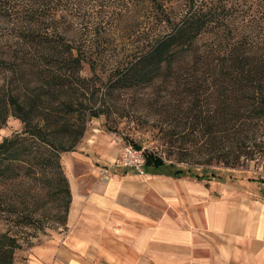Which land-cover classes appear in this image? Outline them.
I'll list each match as a JSON object with an SVG mask.
<instances>
[{"label":"trees","instance_id":"1","mask_svg":"<svg viewBox=\"0 0 264 264\" xmlns=\"http://www.w3.org/2000/svg\"><path fill=\"white\" fill-rule=\"evenodd\" d=\"M135 1L151 4L152 35L130 55L132 58L116 68L103 94L156 81L170 84L174 97L168 98L158 110L162 123L174 125L166 129L165 134L172 138L188 128L192 135L200 125L203 133L213 140L226 141L224 164L220 168L209 164L211 156L203 164L187 162L186 154L166 162L144 151L145 169L166 168L173 178L232 185L264 201L263 178L251 176L247 169L240 170L251 162H264V29L258 34L259 38L251 33L241 37L236 29L218 25L223 18L207 2L198 6L197 0H186L183 11L173 12L156 0ZM28 3V26L22 34L27 41L21 44L31 49V56H22L25 64L22 63L21 69L42 74L46 79L42 80L43 85L34 82L31 88L22 80L17 93L7 94L4 107L0 105L4 124L9 116L22 124L19 132L0 141V182L27 179L39 190L52 194L62 215L60 224L65 227L71 192L60 154L73 151L81 142L87 120L106 111L102 106L87 109L86 102L71 91L78 89L72 78L78 76L83 65L92 70L96 64L94 58L88 56L92 54L89 53L91 45L68 41L62 35L60 25L68 12L54 0H28ZM210 34L215 37L207 40ZM12 53L15 56L8 55L4 60L6 64L19 54L18 50ZM44 85L48 89L57 87L64 96L68 91L58 106L45 102L39 91ZM183 93L188 97L189 106L179 119L177 113L182 100L177 95ZM204 96L205 101L212 99L214 108L203 116L198 108ZM186 141L192 139L187 137L183 142ZM17 247L13 237L0 234V264H12V252Z\"/></svg>","mask_w":264,"mask_h":264},{"label":"rangeland","instance_id":"2","mask_svg":"<svg viewBox=\"0 0 264 264\" xmlns=\"http://www.w3.org/2000/svg\"><path fill=\"white\" fill-rule=\"evenodd\" d=\"M156 1L168 11L181 12L186 8V0ZM205 2L221 14L223 19L218 25L236 29L239 36L251 33L254 38H259L258 34L264 29V0H197V5L203 6ZM54 3L68 12L60 25L62 35L68 41L91 45L89 53L92 54L88 56L94 58L96 64L92 70L83 65L78 76L72 78L78 89L71 91L86 102L87 109L102 106L106 111L99 117L87 120L81 142L73 151L60 154L69 186L73 180L87 187L91 186V181L106 184L115 174L131 172L129 168L118 165L123 147L129 144L139 145L144 151L154 153L166 162L175 161L181 154H186L187 162L198 161L203 164L211 156L209 164L212 167L220 168L224 164L226 141L224 138V141L213 140L203 133L202 126L198 125L192 135H189L188 128L182 130V126L179 127L182 130L180 135L170 138L165 134L166 129L174 125L162 123L158 110L168 98L174 97L172 85L156 81L151 85L129 90L115 89L103 94L116 68L124 60L132 58L130 55L139 50L146 38L152 35L154 25L150 3H137L135 0H54ZM28 5V0H0V105L2 103L3 107L7 94L17 93L18 86L24 80L31 88L34 82L40 85L44 79L42 74L21 69L22 63L25 64L22 56H31V49L21 44L27 41L22 34H25L28 26ZM213 37L215 35L210 34L206 38L211 40ZM13 50H18L19 54L16 53V57L6 64L4 60L14 54ZM44 86L39 87V91L45 102H53L54 106H58L68 92L64 96L57 87L48 89ZM177 98L182 100L177 113L180 119L189 102L184 93L178 94ZM199 105L203 116L207 110L214 108L212 99L205 101V96ZM21 128L19 120L11 116L4 124L0 111V141L19 132ZM187 137L192 141L183 142ZM87 167L91 171H87ZM95 168L98 169L97 173H93ZM243 169H247L251 176L260 175L264 180L262 160L240 168ZM138 175L145 177L146 172ZM257 191L255 189L254 192ZM58 208L55 197L39 190L31 180L0 182V234L13 237L18 246L12 252V264L24 263L33 248L47 244L54 234L66 231L60 224L62 215Z\"/></svg>","mask_w":264,"mask_h":264},{"label":"crops","instance_id":"3","mask_svg":"<svg viewBox=\"0 0 264 264\" xmlns=\"http://www.w3.org/2000/svg\"><path fill=\"white\" fill-rule=\"evenodd\" d=\"M129 170L70 181L66 231L20 264H264L263 200L166 168Z\"/></svg>","mask_w":264,"mask_h":264},{"label":"built area","instance_id":"4","mask_svg":"<svg viewBox=\"0 0 264 264\" xmlns=\"http://www.w3.org/2000/svg\"><path fill=\"white\" fill-rule=\"evenodd\" d=\"M120 167L129 168L144 174L145 155L144 150L136 148L134 145H126L121 152V158L118 163Z\"/></svg>","mask_w":264,"mask_h":264}]
</instances>
